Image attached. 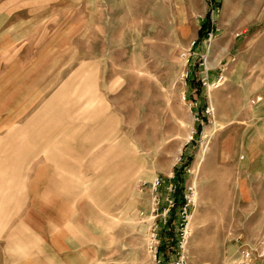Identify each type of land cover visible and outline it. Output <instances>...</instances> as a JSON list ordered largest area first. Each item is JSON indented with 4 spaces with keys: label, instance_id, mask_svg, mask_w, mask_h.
I'll return each mask as SVG.
<instances>
[{
    "label": "rangeland",
    "instance_id": "rangeland-1",
    "mask_svg": "<svg viewBox=\"0 0 264 264\" xmlns=\"http://www.w3.org/2000/svg\"><path fill=\"white\" fill-rule=\"evenodd\" d=\"M209 11L214 30L199 38ZM33 63L38 101L16 107L7 69ZM200 69L222 74L221 84L203 87ZM260 93L264 0H0V264L29 259L41 244L24 221L34 207L54 240L80 249L73 261L151 264L150 183L161 176L165 195L189 160L184 190L198 182L189 264H231L239 243H264V175L243 148ZM9 115L21 119L2 123ZM29 131L40 136L36 195L49 203L33 204L32 171L16 170ZM181 221L177 208L160 230L163 264L176 257Z\"/></svg>",
    "mask_w": 264,
    "mask_h": 264
},
{
    "label": "crops",
    "instance_id": "crops-1",
    "mask_svg": "<svg viewBox=\"0 0 264 264\" xmlns=\"http://www.w3.org/2000/svg\"><path fill=\"white\" fill-rule=\"evenodd\" d=\"M2 50V49H1ZM38 63V62H37ZM34 63L32 66H17V67H9L11 70L7 69V72L9 76H15L14 78V90L11 95V99H13L17 103L16 107H34L36 102L39 98V88H40V82H39V76H40V68L38 64ZM202 64L201 62L199 65ZM200 74L198 78L202 77L203 75H206L209 77L210 80H216L219 75H214V73H209L208 71L200 69L198 71ZM13 80V77L11 78ZM81 85L82 87V94H81V101L82 98L85 97V101L83 102V108L85 111V114L88 112V100L86 99L87 95V72L82 78ZM262 95L263 100L253 106H256L253 110V118L257 119L255 121L254 128L252 130H247V138L248 143L243 147L246 155L248 157V162L253 165H261V171H255L257 175H264V94H257ZM255 95V96H257ZM254 96V97H255ZM19 97H21L19 99ZM252 97V98H254ZM251 98V99H252ZM250 99V101H251ZM22 103V104H21ZM19 119H21L20 116H6L5 121L2 123L6 124H17L19 122ZM261 121V122H260ZM260 122V123H259ZM33 123V119L31 122H28L27 128H29V124ZM260 125V127H259ZM87 126V124H86ZM26 128V127H25ZM88 131V130H87ZM28 135H24L23 139L25 140V148L22 150L21 159L17 161V172H29L32 171L31 176V187H32V203L33 204H40V203H49V201H46L44 199H40L39 195H36L37 188H39V180H40V172H41V165L39 161H37V165H33L38 157L41 155L40 151V136L39 134H35L33 131H29L27 133ZM49 140V136L46 138ZM243 143V141H242ZM232 143L230 141L226 140L223 144V148L225 150H231L232 149ZM244 157V156H243ZM29 166H31L29 168ZM247 187L246 185H243ZM38 196V197H37ZM24 221L26 224L30 225L33 231L38 232L39 238H41L40 243L38 246L33 247V251L31 254H29V259H22L16 262V264H89L91 261L85 259V260H79L76 259V261H73L70 256H80L82 252H80V249H77L76 247H72V242H67L64 238L59 239V241L54 240V236L51 234L50 229L48 227L49 225V218L47 217L44 210L40 208H32L31 211L27 212ZM71 243V244H70ZM76 245L75 243H73ZM37 247V249H35ZM75 248V249H74ZM79 248V247H78ZM73 251H77V253H73ZM57 252L59 253V260L56 261L55 257ZM67 259V260H66ZM71 260V261H70Z\"/></svg>",
    "mask_w": 264,
    "mask_h": 264
},
{
    "label": "built area",
    "instance_id": "built-area-1",
    "mask_svg": "<svg viewBox=\"0 0 264 264\" xmlns=\"http://www.w3.org/2000/svg\"><path fill=\"white\" fill-rule=\"evenodd\" d=\"M211 11H215L214 4H211ZM189 61V57L187 58V62ZM190 72L187 71L184 74L185 78H188ZM201 85L207 89L211 86L218 87L221 84L222 74L216 80H210L209 77L203 75L199 78ZM197 90V89H193ZM185 97V96H184ZM263 100L262 95H257L251 99V104L255 105ZM194 105L197 106V102H194ZM214 108L209 104L205 108V112L207 114H212ZM193 138V135L192 137ZM173 174V173H172ZM175 174L173 175V177ZM164 179L157 175L150 183V194H151V217L152 221L149 225V231L146 240L147 250L152 255L151 264H163V259L161 257V246L163 245V237L160 230L163 226L168 225V218L170 217L171 208L175 205L174 192L176 189L175 182H170L167 186V192L165 195L161 193V188L164 184ZM194 187L193 185L189 186L186 190H184V199L185 203L178 207L180 210L181 216V229L180 233L176 237V257L171 261L170 264H189L188 261V238L190 235L189 228V215L188 209L193 199ZM145 212H141L143 215ZM184 225V226H183ZM236 241L239 243V238H236ZM238 255L232 261L231 264H252L254 257H259L264 259V243H259L256 247H251L247 243H239L238 246Z\"/></svg>",
    "mask_w": 264,
    "mask_h": 264
},
{
    "label": "trees",
    "instance_id": "trees-1",
    "mask_svg": "<svg viewBox=\"0 0 264 264\" xmlns=\"http://www.w3.org/2000/svg\"><path fill=\"white\" fill-rule=\"evenodd\" d=\"M210 30H214V27H213L212 22H211V13L209 11L206 14V20L200 25V28L198 31L199 38L207 37ZM190 161L191 160L187 161L185 163L184 167H182L181 169L175 168V171H174V173H175L174 182L176 185V189L174 192L175 205H174V207L171 208V214H170V217L168 220L169 223L172 222L176 209L185 203V199H184V178H185L184 173H185L186 168L188 167ZM163 248H164V246L162 245L161 250H163Z\"/></svg>",
    "mask_w": 264,
    "mask_h": 264
},
{
    "label": "bare ground",
    "instance_id": "bare-ground-1",
    "mask_svg": "<svg viewBox=\"0 0 264 264\" xmlns=\"http://www.w3.org/2000/svg\"><path fill=\"white\" fill-rule=\"evenodd\" d=\"M223 78V77H222ZM190 136V135H189ZM208 149V147L207 148H205V150H207ZM181 151V150H180ZM199 169H200V163H198L197 164V169H196V175L198 174L197 172L199 171ZM192 172L194 173V171L192 170ZM200 172V171H199ZM193 185V187H194V192H193V199H194V201L196 200V198H197V196L195 195L196 194V192H197V186H198V182H197V179L195 178V182L192 184Z\"/></svg>",
    "mask_w": 264,
    "mask_h": 264
}]
</instances>
